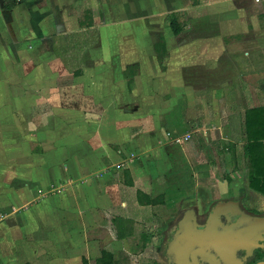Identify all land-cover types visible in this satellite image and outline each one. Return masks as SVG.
<instances>
[{"label": "crops", "instance_id": "crops-1", "mask_svg": "<svg viewBox=\"0 0 264 264\" xmlns=\"http://www.w3.org/2000/svg\"><path fill=\"white\" fill-rule=\"evenodd\" d=\"M85 10L89 23L84 0H0V264H166L176 194L208 205L243 183L264 208L244 141V115L264 108V6Z\"/></svg>", "mask_w": 264, "mask_h": 264}, {"label": "flooded vegetation", "instance_id": "flooded-vegetation-1", "mask_svg": "<svg viewBox=\"0 0 264 264\" xmlns=\"http://www.w3.org/2000/svg\"><path fill=\"white\" fill-rule=\"evenodd\" d=\"M248 202L240 196L185 207L168 225L162 239L163 261L178 264L173 256L184 262L195 254L200 258L195 264L264 262V208ZM173 239L182 247L173 248Z\"/></svg>", "mask_w": 264, "mask_h": 264}, {"label": "trees", "instance_id": "trees-1", "mask_svg": "<svg viewBox=\"0 0 264 264\" xmlns=\"http://www.w3.org/2000/svg\"><path fill=\"white\" fill-rule=\"evenodd\" d=\"M170 20L173 34L179 36L183 31L179 16L173 14ZM128 86H131V83ZM244 129V141L248 149L245 154L249 162V187L264 195V108L252 109L244 115ZM233 154L235 156L236 153ZM84 264L88 262L85 261ZM98 264H115L113 255L104 253Z\"/></svg>", "mask_w": 264, "mask_h": 264}, {"label": "rangeland", "instance_id": "rangeland-1", "mask_svg": "<svg viewBox=\"0 0 264 264\" xmlns=\"http://www.w3.org/2000/svg\"><path fill=\"white\" fill-rule=\"evenodd\" d=\"M104 1H106V0H84V13H81V14H78V13H75V15H74V17L75 18H78V21L80 22L81 20H83L84 19V22H87V23H89L90 22V20H91V18H90V15L88 16V13H87V11L85 10L86 9V7H91V5H93L94 7H98V6H100V5H103V2ZM202 2H204V3H206V4H208V3H210V2H216V1H224V0H201ZM256 2V1H255ZM259 5L260 6H264V1L262 2V3H259ZM98 17H101V19L102 20H104V18L105 17H103V16H105L103 13H101V12H99V13H97L96 14ZM93 16H94V14H93ZM92 15H91V17H93ZM79 33V32H78ZM86 39L84 40V41H88V40H92V42H93V39H95V36L94 37H92V38H88L87 36L85 37ZM79 40V39H78ZM82 41V39L81 40H79V44H80V46H77L76 47V45H73V47L71 46V49H73V55H76V61H74V63H73V65H74V67H75V69H77V68H80V63L83 61L84 62V55H86V53H87V55H88V49L87 50H84V45H82L80 42ZM82 46V47H81ZM78 47H80V48H78ZM93 48V47H92ZM59 49H60V47H59ZM62 49H64V47H62L61 48V50ZM80 50H81V52H80ZM85 51V52H84ZM76 52H79V53H76ZM82 60V61H81ZM219 173H221L220 175H221V177L223 176V172L221 171V172H219ZM241 179V182H242V180H243V178L241 177L240 178ZM239 185V189L241 190V192H239V190H238V192H237V194H238V197H240L241 195H242V198H246V200H247V202L248 201H251L253 204H255V205H258L260 208H262L263 207V204L261 205L260 203H257L256 201H257V197L256 196H249V195H245V193L243 192V190H244V186H242L243 185V183H242V185L241 184H238ZM247 189V188H246ZM192 195H194L193 193L192 194H190V196L189 197H191ZM247 196V197H246ZM234 197H236L235 195H234ZM188 197H184V195L183 194H176L174 197H172V201H174L173 202V204L172 205H170L169 207L171 208V210L169 209V220H167V222H166V227H165V230H163L162 231V234H164L165 235V232H167V228H168V225L169 224H171V222L175 219V218H178V217H180L181 216V214H182V212L184 211L183 209H185V207H189V206H191V205H194V204H196V203H198L196 200H194L193 198L192 199H187ZM198 198V197H197ZM194 200V201H193ZM212 202V201H211ZM214 202H215V200H214ZM249 203V202H248ZM162 245V244H161ZM157 257H158V254H157Z\"/></svg>", "mask_w": 264, "mask_h": 264}, {"label": "water", "instance_id": "water-1", "mask_svg": "<svg viewBox=\"0 0 264 264\" xmlns=\"http://www.w3.org/2000/svg\"><path fill=\"white\" fill-rule=\"evenodd\" d=\"M173 248H176V247H182L181 246V242H179V240L177 239H173V243L171 244ZM177 255V254H176ZM175 258L177 260V263L178 264H195L196 262H199L200 258L196 256L195 258V254H192L191 255V258H184L182 262L181 258L178 257V256H173L171 259ZM260 264H264V262H261Z\"/></svg>", "mask_w": 264, "mask_h": 264}, {"label": "built area", "instance_id": "built-area-1", "mask_svg": "<svg viewBox=\"0 0 264 264\" xmlns=\"http://www.w3.org/2000/svg\"><path fill=\"white\" fill-rule=\"evenodd\" d=\"M256 1V3H262L264 0H255ZM189 139V137H187V139L186 140H188ZM179 142H182V140H180Z\"/></svg>", "mask_w": 264, "mask_h": 264}]
</instances>
